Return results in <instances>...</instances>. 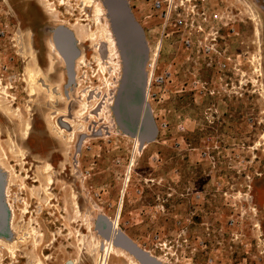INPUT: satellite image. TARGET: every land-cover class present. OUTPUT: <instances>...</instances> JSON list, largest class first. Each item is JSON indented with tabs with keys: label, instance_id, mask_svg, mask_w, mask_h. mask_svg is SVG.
I'll return each instance as SVG.
<instances>
[{
	"label": "rangeland",
	"instance_id": "374dc122",
	"mask_svg": "<svg viewBox=\"0 0 264 264\" xmlns=\"http://www.w3.org/2000/svg\"><path fill=\"white\" fill-rule=\"evenodd\" d=\"M131 1L149 48L145 106L158 130L139 145V135H118L109 114L74 118L86 95L96 114L115 95L121 74L108 46L84 39V62L67 87L66 66L49 45L62 25L95 31L94 9L85 0H0V159L7 154L13 174L17 229L16 257L2 251L0 264H97L92 242L105 239L103 219H118V232L163 264H264V0H191L171 25L153 0ZM200 12L219 20L205 29ZM211 30L215 46L204 53L199 42ZM29 72L58 89L54 102L40 89L31 94ZM63 111L86 127L73 142L50 126Z\"/></svg>",
	"mask_w": 264,
	"mask_h": 264
},
{
	"label": "water",
	"instance_id": "95a60500",
	"mask_svg": "<svg viewBox=\"0 0 264 264\" xmlns=\"http://www.w3.org/2000/svg\"><path fill=\"white\" fill-rule=\"evenodd\" d=\"M103 2L109 14L123 66L122 81L113 107L115 122L126 134L132 137L139 135L142 140L152 142L158 130L150 109L145 106L149 50L144 30L132 14L127 0ZM54 43L65 60L67 87H70L75 83L74 68L79 57L76 40L67 28L59 27L54 35ZM4 190L5 178L0 173V236L10 240V214L4 202ZM112 229V223L106 219L97 227L107 240H110ZM114 244L128 252L140 264H163L141 250L121 232H116Z\"/></svg>",
	"mask_w": 264,
	"mask_h": 264
},
{
	"label": "bare ground",
	"instance_id": "6f19581e",
	"mask_svg": "<svg viewBox=\"0 0 264 264\" xmlns=\"http://www.w3.org/2000/svg\"><path fill=\"white\" fill-rule=\"evenodd\" d=\"M85 2L87 3V5L89 4L88 5L89 8L94 9V11H95V16L93 18V22L95 23V27H96L95 31L93 29L88 31V30H86V28L83 25H81L79 23L73 24L69 28L65 27L66 25H62L59 27L60 28L61 27L67 28L74 35V38H75L76 43H77V47L80 46L81 44H83L84 39L101 41L104 43L103 46H105V44H106L108 46L107 54H109L110 57H114V60L116 61V70H119V72L121 74V78H120L118 84L114 85L116 92H115V95L112 97L113 99L111 100L110 105H107V104L103 105L101 110H99V113L96 114V112L94 110H90L88 103L86 101V100H88V98L86 97L87 95H86L85 96L86 99L84 100V102H82V105H81L83 108L82 111L76 113L74 115V118L75 119L77 118L80 120H83V119L87 120L89 117V119L91 118L93 121H95L96 118H101V117H104L105 115L109 114L111 116V118L113 119V121L115 122L114 115H113V107H114V103L116 101V98H117V95H118V92L120 89V85H121V81H122V73H123V66H122L120 51H119L118 46H117V41H116L114 32L112 31L109 14H108V11L104 5L103 0H85ZM128 3H129V1H128ZM129 6H130V3H129ZM47 7L49 8V10L52 13H54L55 10L53 8H51L50 6H47ZM130 10L132 11L131 6H130ZM56 30L57 29H55V31L52 33V40L50 41L49 45H50L51 50L54 52V54L59 58L60 62L62 64H65L64 58L62 57V55L60 54V52L58 51V49L54 43V35H55ZM101 48H103V47H101ZM148 50H149V48H148ZM102 55H101V50L98 49L97 55H96V61L99 63V65H100V67L104 73L106 71V66L108 65V63H104L105 59H104V56H102ZM84 59H85V54L82 52V50L79 49V57L75 62V68H74L75 75L77 72V68L83 64ZM118 75H119V73H118ZM29 81L33 84V85L31 84L32 86H31V90H30L32 95L35 94L37 89H40L42 91H45L48 94V98H49L50 102L55 101V96L58 95L56 93V91H58V89L54 88V90L52 92L51 88L45 82V79L42 77L41 73L29 72ZM147 82H148V77H147ZM6 89L7 88H4V92L2 93V94H4V98L10 97V95L6 91ZM97 91H98V93H101L100 90H97ZM147 91H148V89H147ZM55 93H56V95H54ZM99 95L97 94L95 96V98L97 99L99 97ZM146 95H147V92H146ZM92 98H94V97H92ZM92 98H90V99H92ZM61 99L64 100L63 97H61ZM113 100H114V102H113ZM87 110H89V112ZM85 111L88 112L87 116L84 114ZM68 114H69L68 112L63 111L60 114L62 116L61 123L60 124L59 123L54 124V125H52L50 123V126L53 127V129L58 133V135H60L64 138L68 134L70 141L73 142V140H75L76 133L80 130L83 132V128L85 126H84V124H81L80 126L77 127L72 121L67 119ZM29 126H30L29 123L25 124V127L23 129L24 138L28 137ZM115 126H117V128L119 129L118 135L120 137H122L123 139H126V140H130L132 138V136L126 134L122 129H120L118 127V125L116 124V122H115ZM84 131H86V130H84ZM143 141L144 140H142L139 137L136 140L137 145H139ZM17 150H18V153L23 155V150L20 147H18ZM4 153H6V152L4 151ZM6 160H7V154H4V157L2 159H0V173L3 174V176L5 178L4 202L7 206V209H8L9 214H10V231H11L12 238L10 240H8V239H5V238L0 236V259H1L2 251L10 252L13 257H16V250H17L15 247V243H16L15 238L17 236V229H16V224H15V212L13 210V207H12V205L10 203V199H9L10 198V194H9L10 178L13 177V174L8 169V167L6 166V163H5ZM79 165H80V163H79ZM44 170H45V172L48 173L47 185L51 186V184L53 182L52 177L50 176V171L52 170V166L50 164H48L45 166ZM77 208L78 207L76 205V209ZM79 213H80V211L77 212V214H79ZM117 217H118V215H117ZM111 223L113 225V229H112V235L110 237V240L94 239L95 242H92V246L94 247V250H101L100 259H99V262L97 264H118V262L121 261L120 259L122 257H126L127 259H129L131 264H140L128 252H126V251L122 250L121 248H118L115 246V244H114L115 234L117 231H119L118 219H116L115 221H112ZM38 237L41 238V237H43V235H39ZM83 244H85L84 241H83ZM35 246H38V242H36ZM157 260H159L160 262H164L161 258H157ZM37 262H38V264H44L43 260L40 258L37 259ZM71 264H76V262H74L72 260Z\"/></svg>",
	"mask_w": 264,
	"mask_h": 264
},
{
	"label": "built area",
	"instance_id": "2783aa9c",
	"mask_svg": "<svg viewBox=\"0 0 264 264\" xmlns=\"http://www.w3.org/2000/svg\"><path fill=\"white\" fill-rule=\"evenodd\" d=\"M191 0H153L152 1V7L153 10L157 13H159L162 16V20L167 24V25H171L174 24L172 23L174 20L179 19L180 15L179 13L184 11V6L185 4H188ZM194 9H197V6H194ZM201 13V20H202V26L206 29V25L210 24V23H215L219 20V16L218 15H210L207 16L206 13L200 12ZM179 21L180 24H182V28L183 27H187V25H189L188 23H185L180 19L177 20ZM190 26L193 27V29L195 30V33L197 35L203 34L206 36L205 31L203 29V27L201 26H195V22L192 20ZM184 31V30H183ZM217 32L211 30L210 33L207 34V37L211 38L209 42L211 43H215L216 38L217 37ZM187 37L185 39H183V45L187 48V49H191L193 46H195L193 44V41L191 40L189 33L186 32ZM208 38L204 39L203 42H199V47H201V50L206 53V52H211L214 49L215 44H211L212 46H209L208 43L206 42V40H208ZM213 48V49H212ZM160 84L163 83L162 80H160L159 82ZM148 84V83H147Z\"/></svg>",
	"mask_w": 264,
	"mask_h": 264
},
{
	"label": "flooded vegetation",
	"instance_id": "af4514ba",
	"mask_svg": "<svg viewBox=\"0 0 264 264\" xmlns=\"http://www.w3.org/2000/svg\"><path fill=\"white\" fill-rule=\"evenodd\" d=\"M129 1V3L131 4V0H128ZM133 6H134V8H136V6H135V2H133ZM137 10V9H136ZM32 12H34V13H37V12H35L34 10H30V12L29 13H32ZM28 14V13H27ZM38 14V13H37ZM39 15V14H38ZM29 17V16H28ZM30 18V17H29ZM32 19V18H31ZM33 21H35L34 19H32ZM39 20V19H38ZM33 37H34V39H35V35H33Z\"/></svg>",
	"mask_w": 264,
	"mask_h": 264
}]
</instances>
